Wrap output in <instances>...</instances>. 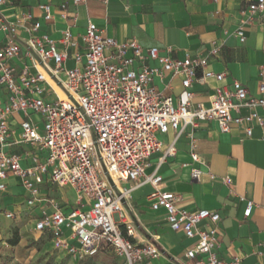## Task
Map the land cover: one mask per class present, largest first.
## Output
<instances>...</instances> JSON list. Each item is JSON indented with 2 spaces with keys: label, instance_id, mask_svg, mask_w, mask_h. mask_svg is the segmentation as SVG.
I'll return each instance as SVG.
<instances>
[{
  "label": "built area",
  "instance_id": "built-area-1",
  "mask_svg": "<svg viewBox=\"0 0 264 264\" xmlns=\"http://www.w3.org/2000/svg\"><path fill=\"white\" fill-rule=\"evenodd\" d=\"M82 1L61 0L60 16L70 20L69 4L75 6ZM11 3L0 0V6ZM41 8L44 18L50 20V4H42ZM247 10L264 11V0L251 1ZM26 17L31 18L30 14ZM39 27L40 22L35 21L31 29ZM0 32L4 37L0 46V86L5 91V100L0 104V193L7 189V181L15 178L24 189L26 206L31 207L42 199L40 185L46 180L74 190L79 207L65 213L51 199L54 210L42 211L34 221L33 230L48 234L54 251L81 258L108 250L123 256L126 264H149L150 259L159 257L157 246L134 240L133 226L123 220L122 198L130 191L124 184L143 177L153 187L148 195L151 209H164L172 229L182 230L189 238L197 237L194 246L184 252L190 264H238V259L226 262L215 252L218 212L178 207L177 195L165 189L162 177L156 172L146 174V169L149 155L163 148L159 135L169 128L179 131L188 125L215 121L221 131H228L233 125L249 123L245 130L251 135L252 123L263 127V79L259 97L250 95L243 83L233 80L213 89L208 106L194 104L191 86L195 80L214 77L221 81L225 75L206 69L208 56L186 52L183 58H177L170 49L160 54L156 46L146 48L144 53L136 40L118 42L89 21L81 36L83 54L73 55L76 66H64L66 49L78 44L68 25L58 41L47 34H30L23 43V55L31 65L17 68L13 60L21 55L23 44L16 38L15 24L1 14ZM235 34L241 42L245 40L241 26ZM216 53L217 49L210 50L211 55ZM82 56L84 63L80 65ZM148 60L157 61L159 66L152 67ZM165 73L180 78L183 97L176 103L153 84L155 76ZM49 74L61 91L54 93L53 99L46 98L43 85L48 83ZM244 108L248 109L246 114L242 113ZM20 112L23 118L17 132L10 119ZM33 114L40 121L33 120ZM262 135L264 138V129ZM188 137L192 160L198 161L192 131ZM13 145L44 151L45 156H33L32 164L23 165L21 155L8 150ZM175 151L173 142L167 144L160 160ZM200 174L199 169H191L193 178L198 179ZM224 182L229 186L232 183L228 177ZM252 206L248 200L245 218L251 214ZM2 214L9 220L15 217L11 209L2 210ZM201 222L213 226L205 229Z\"/></svg>",
  "mask_w": 264,
  "mask_h": 264
},
{
  "label": "crops",
  "instance_id": "crops-1",
  "mask_svg": "<svg viewBox=\"0 0 264 264\" xmlns=\"http://www.w3.org/2000/svg\"><path fill=\"white\" fill-rule=\"evenodd\" d=\"M11 1V4L0 6V14L15 24L16 38L22 44L30 34H47L58 41L69 25L78 44L66 49V68L77 65L73 55L75 52L83 54L81 36L87 23L92 21L104 35L118 42L136 40L144 48V53L146 48L156 46L160 54H166L170 49L171 55L177 58H183L186 52L208 56L206 69L225 75L221 81L214 77L195 80L191 86L194 104L208 106L213 89L228 85L233 80L243 83L250 95L261 96L259 83L264 80V11L250 13L247 7L253 0H84L75 6L69 4L70 20L63 19L59 14L61 0ZM42 4H50V20L44 18ZM28 14L31 18L26 17ZM35 21L40 22L36 31L31 29ZM240 26L245 34L243 42L235 34ZM3 38L0 32V46L3 45ZM59 49H63L61 45ZM211 49H217V53L211 55ZM24 51L23 44L21 55L13 60L17 68L31 65L30 59L23 55ZM83 63L82 56L80 65ZM148 64L159 66L155 60H148ZM38 69L41 70L40 67ZM31 70L36 71L35 68ZM47 76L48 83H43L45 96L53 99L54 93L60 94V87L50 74ZM153 84L163 94L171 95L175 103L183 97L180 78L171 73L155 76ZM4 100L5 91L0 86V104ZM247 112V108L242 109L243 114ZM261 115L264 120V112ZM22 118L20 112L10 119V125L17 132ZM31 118L40 121L38 115L33 114ZM247 125L249 123L233 125L228 131H221L215 121H203L195 127L188 125L179 131L169 128L159 135L163 148L149 155L146 174L156 172L162 177L165 189L177 195L178 207L189 211L209 209L218 212L215 252L219 258L226 262L238 259V264H264V126L252 123V134L247 135ZM191 131L196 138L198 161H193L190 154L188 133ZM172 142L175 153L161 161L166 145ZM8 150L19 153L21 163L27 166L33 163V156L40 159L45 156L44 151H36L26 145H13ZM192 168L201 171L198 179L192 177ZM226 177L231 179L230 186L224 182ZM124 185L130 191L122 198V215L123 220L133 226L134 240L152 242L161 252L159 257L150 259L149 264H190L184 258V252L194 246L197 237L189 238L182 230L172 229L164 209H151L148 195L153 187L144 182L143 177L137 181L129 180ZM40 196V201L31 207L26 206L24 189L15 178H10L7 189L0 193V216L4 218V209L17 212L20 205H25L31 208L33 228L42 211L54 210L49 202L51 199L65 213L80 206L72 188L59 187L48 180L40 185ZM248 200L253 202V206L251 214L245 218L243 212ZM120 224L124 226L123 222ZM200 225L205 229L213 226L210 222H201ZM39 235L48 239L47 243L54 251L48 234Z\"/></svg>",
  "mask_w": 264,
  "mask_h": 264
},
{
  "label": "rangeland",
  "instance_id": "rangeland-1",
  "mask_svg": "<svg viewBox=\"0 0 264 264\" xmlns=\"http://www.w3.org/2000/svg\"><path fill=\"white\" fill-rule=\"evenodd\" d=\"M30 212L31 208L20 205L12 220L0 216V264H126L123 256L108 250L81 258L57 255L48 239L33 230Z\"/></svg>",
  "mask_w": 264,
  "mask_h": 264
},
{
  "label": "trees",
  "instance_id": "trees-1",
  "mask_svg": "<svg viewBox=\"0 0 264 264\" xmlns=\"http://www.w3.org/2000/svg\"><path fill=\"white\" fill-rule=\"evenodd\" d=\"M13 242V244H16L17 243V241H12ZM97 254V253H96ZM96 254H94V255H96Z\"/></svg>",
  "mask_w": 264,
  "mask_h": 264
}]
</instances>
